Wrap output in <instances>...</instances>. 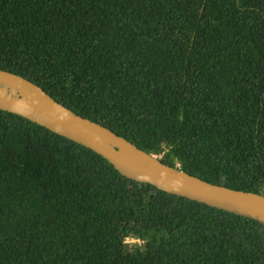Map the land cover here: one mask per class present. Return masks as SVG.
Returning a JSON list of instances; mask_svg holds the SVG:
<instances>
[{"label": "trees", "instance_id": "obj_1", "mask_svg": "<svg viewBox=\"0 0 264 264\" xmlns=\"http://www.w3.org/2000/svg\"><path fill=\"white\" fill-rule=\"evenodd\" d=\"M0 69L167 165L264 194V0H0ZM0 264H264V225L0 109Z\"/></svg>", "mask_w": 264, "mask_h": 264}, {"label": "water", "instance_id": "obj_2", "mask_svg": "<svg viewBox=\"0 0 264 264\" xmlns=\"http://www.w3.org/2000/svg\"><path fill=\"white\" fill-rule=\"evenodd\" d=\"M0 109L90 148L127 178L264 225V194L214 184L167 165L109 128L74 113L29 79L4 69H0Z\"/></svg>", "mask_w": 264, "mask_h": 264}, {"label": "built area", "instance_id": "obj_3", "mask_svg": "<svg viewBox=\"0 0 264 264\" xmlns=\"http://www.w3.org/2000/svg\"><path fill=\"white\" fill-rule=\"evenodd\" d=\"M129 238H130V237H128V238L126 239V241H127V242H129V241H130V240H129ZM130 239H132L130 242L139 241L138 239H134V238H130Z\"/></svg>", "mask_w": 264, "mask_h": 264}, {"label": "rangeland", "instance_id": "obj_4", "mask_svg": "<svg viewBox=\"0 0 264 264\" xmlns=\"http://www.w3.org/2000/svg\"><path fill=\"white\" fill-rule=\"evenodd\" d=\"M129 240L131 241L132 239L129 238ZM130 241H129V242H130Z\"/></svg>", "mask_w": 264, "mask_h": 264}, {"label": "clouds", "instance_id": "obj_5", "mask_svg": "<svg viewBox=\"0 0 264 264\" xmlns=\"http://www.w3.org/2000/svg\"><path fill=\"white\" fill-rule=\"evenodd\" d=\"M125 243H127V241H125Z\"/></svg>", "mask_w": 264, "mask_h": 264}]
</instances>
